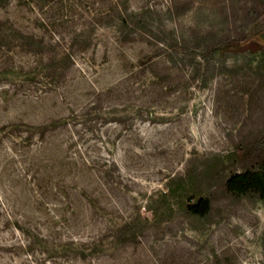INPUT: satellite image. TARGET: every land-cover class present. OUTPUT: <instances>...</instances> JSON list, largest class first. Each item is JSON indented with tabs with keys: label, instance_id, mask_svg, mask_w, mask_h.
Instances as JSON below:
<instances>
[{
	"label": "rangeland",
	"instance_id": "obj_1",
	"mask_svg": "<svg viewBox=\"0 0 264 264\" xmlns=\"http://www.w3.org/2000/svg\"><path fill=\"white\" fill-rule=\"evenodd\" d=\"M129 1L202 45L237 42L202 84L187 60L105 26L49 87L40 57L6 35L41 33L44 14L0 2V264H264V201L224 185L260 160L264 0ZM207 194L206 215L187 210Z\"/></svg>",
	"mask_w": 264,
	"mask_h": 264
},
{
	"label": "trees",
	"instance_id": "obj_2",
	"mask_svg": "<svg viewBox=\"0 0 264 264\" xmlns=\"http://www.w3.org/2000/svg\"><path fill=\"white\" fill-rule=\"evenodd\" d=\"M4 0H0L2 2ZM100 5H95L96 2ZM105 1H109L106 3ZM31 10L37 9L44 17L35 18L41 33L33 30H15L6 34L16 40L22 50L39 56L46 71L47 84L51 87L56 78H62L76 65V54L84 53L94 41L97 29L112 26L116 41L139 39L155 45L168 59H185L196 68L202 84L216 71L224 68L216 65L219 51L234 46L237 39L226 36L221 39H206L204 35L186 37L178 35L160 18V9L155 5L135 9L129 0H24ZM178 12V11H176ZM166 13H172L168 5ZM0 20V38L5 39ZM11 27V26H10ZM19 42V43H18ZM57 85V84H56ZM42 141L43 135H41ZM260 160L255 167L232 170L225 178L228 192H253L264 201V133L261 136ZM212 206L210 195H201L187 205L193 214L206 215ZM136 220L126 221L117 227V238L128 240L135 235Z\"/></svg>",
	"mask_w": 264,
	"mask_h": 264
}]
</instances>
